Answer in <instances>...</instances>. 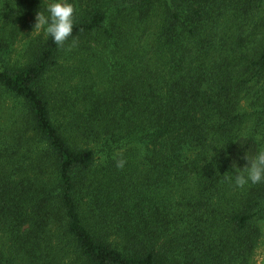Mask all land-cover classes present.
I'll use <instances>...</instances> for the list:
<instances>
[{"label":"trees","instance_id":"trees-1","mask_svg":"<svg viewBox=\"0 0 264 264\" xmlns=\"http://www.w3.org/2000/svg\"><path fill=\"white\" fill-rule=\"evenodd\" d=\"M47 2L0 0V264H253L264 0Z\"/></svg>","mask_w":264,"mask_h":264},{"label":"clouds","instance_id":"clouds-1","mask_svg":"<svg viewBox=\"0 0 264 264\" xmlns=\"http://www.w3.org/2000/svg\"><path fill=\"white\" fill-rule=\"evenodd\" d=\"M74 12V5L69 0H48L45 11L36 14L34 29L38 34L43 32L46 38L51 37L57 46L62 47L72 35ZM244 159L247 161L246 166L236 170L232 177L235 186L244 188L247 185L264 183V148L252 154L246 153ZM125 164L126 160L123 158L115 161L118 169H123Z\"/></svg>","mask_w":264,"mask_h":264},{"label":"rangeland","instance_id":"rangeland-1","mask_svg":"<svg viewBox=\"0 0 264 264\" xmlns=\"http://www.w3.org/2000/svg\"><path fill=\"white\" fill-rule=\"evenodd\" d=\"M20 48H21V40L18 39L14 44L15 51L12 56L13 60L19 57ZM261 226L264 230V221L262 222ZM252 262L253 264H264V244H262L256 249Z\"/></svg>","mask_w":264,"mask_h":264}]
</instances>
